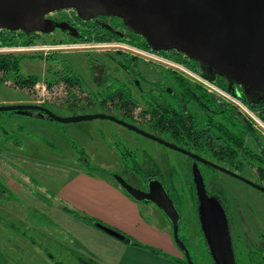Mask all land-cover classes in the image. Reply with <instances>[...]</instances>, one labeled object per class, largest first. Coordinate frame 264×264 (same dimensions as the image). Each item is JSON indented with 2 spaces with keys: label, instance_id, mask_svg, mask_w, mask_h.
Wrapping results in <instances>:
<instances>
[{
  "label": "flooded vegetation",
  "instance_id": "af4514ba",
  "mask_svg": "<svg viewBox=\"0 0 264 264\" xmlns=\"http://www.w3.org/2000/svg\"><path fill=\"white\" fill-rule=\"evenodd\" d=\"M66 10L52 11L45 17L55 22H67L75 27V35H71L68 30L57 27L50 33L60 31L67 37L84 38V33L92 32V36L118 38L100 41L106 43L112 40L128 42L126 40L137 39V35H139L127 29L117 16L97 15L85 20L80 18L74 9H70L72 14H66ZM50 33L38 31L25 33L22 30L0 29V36L6 34L37 36ZM142 49L152 50L170 61L182 63L206 78L198 62L181 52L174 49ZM117 51L115 54L106 56V61H87L86 65L89 70L84 72L76 70L77 66L72 61L70 63L60 58L61 60L56 62L57 66H53L52 70H47L49 92L54 96L56 94L55 87L58 91H63V107L78 110L79 112H75V114L103 113L110 115L133 124L145 132L154 134L184 150L185 152L159 143L185 156L182 161L175 157L173 160L180 168L188 170L186 174L190 175L188 185L191 187L192 204L197 220L198 198L194 175L201 176L207 194L215 197L225 211L234 264H264V190L243 180L248 179L255 185L264 187V141L260 140L256 131L257 128L249 122L232 101L209 92L172 67L160 62H152L138 55H129L124 51ZM142 67L148 69V72H146L147 70L142 71ZM35 75L38 76V74ZM208 78L214 83L226 86L227 89H224L217 84L250 109V106H254L257 113L260 112L264 115V99L253 96L249 99L241 85L236 82L230 83L222 76L213 75ZM25 90L30 89L26 87ZM53 98V100L56 99ZM27 103L39 104L32 100ZM54 103L55 101L52 102V104ZM47 104L44 102L40 105L49 108ZM95 119L119 124L109 119ZM247 122L255 130L254 133L248 130ZM186 152L193 154V156ZM144 153L149 158L147 163L149 171H141L139 168L141 163L135 164L131 169L124 165L123 162L126 160L124 152L120 153L112 167L110 165L104 168H115L109 169L111 174H119V169L123 170L127 174L126 176H133L137 183L136 186L141 187L144 183L145 188L143 189H146L148 180L157 178L169 193L167 180L158 175L161 173L167 175L166 167H159L157 159H154L148 152ZM80 158L83 165L91 164L90 159L89 161L86 160L84 155ZM167 160L166 155L159 157L162 165H165ZM155 168L159 172L153 170ZM140 171V174L145 177L143 181L137 176ZM127 181L130 183L128 179ZM240 183L254 189L261 196H257L255 199L251 194H246L238 188ZM170 184L174 187L172 183ZM225 188L230 190V198L226 195ZM242 199L246 201V205L249 207L247 213H245L246 208L241 202ZM185 233L184 238H179L190 256L192 237L187 231ZM200 233L211 263L215 264L202 231ZM195 244H199L197 239H195ZM179 252L182 258H185L184 253L181 250Z\"/></svg>",
  "mask_w": 264,
  "mask_h": 264
},
{
  "label": "water",
  "instance_id": "95a60500",
  "mask_svg": "<svg viewBox=\"0 0 264 264\" xmlns=\"http://www.w3.org/2000/svg\"><path fill=\"white\" fill-rule=\"evenodd\" d=\"M62 9H74L85 20L97 15L117 16L152 49L181 52L198 62L206 78L222 76L230 83L241 85L249 99L252 96L264 99V0H0V29L50 33L57 27L75 35V27L67 22H55L45 17ZM0 111L36 115L60 123L109 119L185 152L133 124L103 113L61 116L33 103L1 104ZM194 177L198 221L211 256L215 264H234L225 211L215 197L207 194L201 176ZM114 179L135 201L151 202L165 214L171 223L175 245L184 253L187 264H194L178 235L180 213L163 183L153 178L148 180L146 189H141L120 175L115 174ZM243 180L264 190L248 179ZM94 226L130 243L126 235L113 228L98 222ZM79 260L81 264H93L84 258Z\"/></svg>",
  "mask_w": 264,
  "mask_h": 264
},
{
  "label": "crops",
  "instance_id": "0c3cea01",
  "mask_svg": "<svg viewBox=\"0 0 264 264\" xmlns=\"http://www.w3.org/2000/svg\"><path fill=\"white\" fill-rule=\"evenodd\" d=\"M30 100L0 99V105ZM15 115L10 116L9 122L29 119L42 128L63 132V128L54 126L51 120L36 115ZM0 133V201H5L0 202V209L17 219L22 217L26 221L25 230L33 234L8 223L0 227L6 230L5 238L16 240L17 247L31 249L26 255L32 254L37 260L36 255L41 259L48 255L54 264H62L49 250V247H60L64 250L58 253L60 256L68 254L78 264H81L80 258L93 264H186L173 241L171 223L165 214L151 202L135 201L114 175L110 177L109 169L99 167L102 165L98 163L110 166V161L118 158L108 145L112 155H104V162L86 166L81 163L83 153L75 148L71 138L70 141L61 138L60 133L44 131L47 136L40 140L39 133L28 131L26 138H22L1 123ZM99 140L105 146L101 137ZM15 196L25 204L23 212L17 205L9 207ZM78 215L154 247L159 253L122 242Z\"/></svg>",
  "mask_w": 264,
  "mask_h": 264
},
{
  "label": "rangeland",
  "instance_id": "374dc122",
  "mask_svg": "<svg viewBox=\"0 0 264 264\" xmlns=\"http://www.w3.org/2000/svg\"><path fill=\"white\" fill-rule=\"evenodd\" d=\"M65 13L72 14V11L70 9H67ZM56 38H62L66 40L68 37L66 34L60 31H56L50 34H43V35L39 34V39H37L36 42L34 43L28 45H24V44L12 45L11 47L19 48V49H15L9 52L7 51L0 52V54L11 53L16 55L34 54L35 57L22 59L21 72L26 75L38 74V79L33 85V87L29 88L30 90H25L26 87H22V85L18 83L19 82L18 76H14L12 73L9 72L7 73L0 72V99H10V98L31 99L32 101H35L36 103L39 104L44 102H46V104L48 103L47 106L55 113L61 116L72 115V113L75 114V112H79V111L75 109L63 107L64 105V103L62 102L64 100L63 91H58L55 87L56 94L54 96L49 92V88H48L49 81L47 79L48 68L57 66L56 62L63 59L69 61L70 63L72 61L77 66L76 70H80L84 72L89 70L88 66L86 65L87 61H91V60L96 62L106 61L107 60L106 56L118 52L117 50L119 49V47L115 46V44L124 43L123 41H118V40L117 41L112 40L109 41L108 43L100 42V41H90V42L63 41L61 43L52 42V40ZM130 44L135 46V44L132 43ZM31 46L34 47V50L28 51V49L26 48ZM136 47L142 49L137 45ZM125 53L129 55H138L131 51H127ZM55 57H59V58H55ZM141 70L144 72L145 70H147L146 72H148V69H146L145 67H142ZM53 97H55L56 99L53 100L54 99ZM54 101L55 103L52 104V102ZM15 114L16 113L14 111H0V123L6 129H9L10 132L13 133L15 136L19 137L20 135L22 138H26V136L28 135V131H30V133H39L38 135H40L39 137L41 138L39 139L42 140L43 139L42 137L45 138L47 136L46 133H44V131L50 133L54 132L56 134L60 133L59 136H61V138L64 137L68 141H70L71 138L75 148L79 150L80 153H83L86 160L89 161L90 159L91 164L101 161L104 162L105 161L104 155L106 156L112 155V153L109 151V149L111 148V150L114 151L113 152L114 155L119 156L120 153L123 152L125 153L126 160L123 163L124 165L128 166L130 169L134 167L135 164L141 163L142 165L141 167H139L140 170L149 171L147 165V163L149 162V158H147L144 155L145 154L144 152H148L150 155H152L154 159H157L158 166L159 167L165 166L167 170L166 171L167 175H164L162 173L158 175L160 178H165L167 180L169 184L168 189L170 196L173 199V202L175 203L180 213V219L178 225L179 237L184 238L186 236L185 231H187L192 237V242H191L192 248L190 250L195 264H212L210 257L208 255L207 248L204 242L202 243L203 240L201 237V233L199 231L198 221L196 218V214L194 213V208H193L194 205L192 204V198H191V194H192L191 187L188 185V183H190L189 180L190 175L186 174L188 173V170H184L183 168H180V166L177 165V163L173 160V158L175 157L178 158V160L180 159V161H182L184 160L185 157L184 155H180L177 152H174L170 148L162 146L161 144L157 143L152 139L146 138L144 136H140L137 133L129 130L128 128L122 125L108 122L103 119H93V120L68 122V123L50 121L52 124H54V126L63 128V132H64L63 133L59 130H56L55 128H50V129L42 128L40 127L42 125L35 124V122H32L29 119H27V121L25 122H20V121L9 122L8 119L10 118V116H17ZM23 116L24 115H20V117ZM103 125L107 127H104ZM107 131H109L108 134ZM256 131L260 140L264 141V128L259 127L257 128ZM100 137L105 141V146H102L100 144V140H99ZM1 138L2 137L0 136V140ZM107 145L109 149L107 148ZM175 154L179 156H176ZM161 155H166L168 157V160L165 163V165H162L159 161V157ZM114 161L115 158L113 159V162L110 161L111 167ZM98 164L102 165L103 167L107 166V164L105 163L102 164L98 163ZM253 165H256V163H253ZM109 169L112 170L115 168H109ZM153 170L159 172V170L156 168ZM141 171L137 173V176L139 177L140 180L143 181L145 177L142 176V174H140ZM118 173L119 174L116 175L122 176L126 181L128 179L130 181V184L132 183V185L134 186L137 185V183L134 181L133 176L132 177L126 176L127 174H125V172H123V170L121 169H119ZM109 175L110 177H112V175L115 174L109 173ZM169 182L172 183L174 187ZM141 187L139 188L141 189L145 188L144 183H142ZM238 188L243 190L246 194L247 193L251 194V196L255 199L257 198V196H261L254 189L249 188L248 186H245L241 183ZM225 192L226 195L230 198V194H231L230 190H227L225 188ZM0 202H5V201H0ZM241 202L246 208L245 213H247L249 207L246 205V201L242 199ZM9 204H10L9 207L13 205L22 207V212L26 208L22 200L16 198V196ZM28 210L31 211V209ZM0 221H4L3 223L0 222V224H2L5 227L8 223L10 225H14L18 229H20L25 233H28L29 235L33 234L32 231L30 232L25 230L24 225H26L25 224L26 221H24L22 217L20 219H17L13 216H10L2 209H0ZM4 230L5 229L3 227H0V264H54L48 259V255L44 256L45 259H41L39 255L35 254L38 260L32 254L26 255L25 253H29L31 249L27 248L26 246L23 247L22 245L17 247L15 245L16 242L15 239H10V238L7 239L4 237L5 234L3 233ZM195 239L198 240L199 244H195ZM49 250L54 255L53 256L54 259L56 258L57 260L61 259L60 261H62V264H78L68 254H66V256L64 257L63 255L60 256L58 253L64 251L60 247L57 248L49 247Z\"/></svg>",
  "mask_w": 264,
  "mask_h": 264
},
{
  "label": "trees",
  "instance_id": "16d2710c",
  "mask_svg": "<svg viewBox=\"0 0 264 264\" xmlns=\"http://www.w3.org/2000/svg\"><path fill=\"white\" fill-rule=\"evenodd\" d=\"M90 23V22H89ZM84 38L83 37H79V38H73V37H68L66 40L62 39V38H56L53 39L52 42L54 43H61L63 41H67V42H75V41H81V42H90V41H101V40H111V39H118L116 37H107L105 38L104 36H92L93 33L92 32H86L84 33ZM141 38V40H140ZM39 39V35L37 36H27L25 34H19V35H1L0 36V45H17V44H24V45H28L31 43L36 42V40ZM121 40V39H120ZM132 44H135L139 47L142 48H146L149 49L151 48L150 45L145 41V39L143 37H141V35H137V39H128L126 40ZM40 55V54H39ZM112 55V54H111ZM35 57L34 54H21V55H16V54H0V72L3 73H12L14 76H18L19 78V84L22 85V87H28V88H32L33 85L35 84V82L38 79V76L35 74H23L21 72V61L24 58H32ZM53 57V56H52ZM50 59V58H48ZM177 60H180L179 58H176ZM184 63V62H183ZM186 64V63H185ZM52 67H49L48 70H52ZM195 70V69H194ZM216 83V82H215ZM218 84L220 87L227 89L226 86L216 83ZM250 105V103H248ZM252 110L256 111V108L254 106H250ZM258 115L261 116L262 119H264V115L261 114L260 112H258ZM248 123V130L251 132H255V130L253 129V127L250 125L249 122ZM66 211L71 212L74 214L73 210H70L68 208H65ZM77 215V214H74ZM81 218H83L86 222H88L91 225H94L96 222L90 218H87L86 216L83 215H78ZM197 218V216H196ZM198 221V220H197ZM198 227H199V223H198ZM199 231L201 232V229L199 227ZM130 239V243L132 245L135 246H142V247H148L152 252L154 253H159L158 250L151 248L149 246H146L142 243H140L139 241H136L130 237H128ZM205 244V243H204ZM206 246V245H205ZM191 259L193 260V256L190 255ZM182 260L186 263L185 258L183 257ZM193 263L195 264L194 260Z\"/></svg>",
  "mask_w": 264,
  "mask_h": 264
},
{
  "label": "built area",
  "instance_id": "2783aa9c",
  "mask_svg": "<svg viewBox=\"0 0 264 264\" xmlns=\"http://www.w3.org/2000/svg\"><path fill=\"white\" fill-rule=\"evenodd\" d=\"M115 46H118L119 47L118 50H120V51H124V52L131 51V52H134L135 54L141 55L144 58L146 57L147 60H150L152 62L164 63L167 66H170L173 69H175L180 74H182L186 77L189 76L188 78L191 77L190 80H192V81L196 82L197 84H199L200 86L204 87L209 92H212V93L220 96L223 99H228V100L232 101L238 107L240 112L243 113L244 116L247 117L249 122L251 124H253L254 127L264 128V122L256 112L251 110L248 106H246L238 98L230 95L227 91L220 88L217 84H215L214 82H212L209 79L204 78L203 76L197 74L196 72L192 71L190 68H188L184 64L179 63V62L170 61V60L164 58L159 53L153 52L152 50H145V49L137 48L136 45L133 46L128 42L116 43ZM15 49H19V48H14V47L7 46V45H0V52H5V51L9 52V51H12ZM26 49H28V51H31V50H34V47H32V46L27 47ZM122 49H124V50H122ZM128 53H130V52H128Z\"/></svg>",
  "mask_w": 264,
  "mask_h": 264
}]
</instances>
